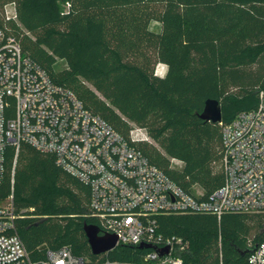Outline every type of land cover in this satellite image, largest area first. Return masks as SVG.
I'll list each match as a JSON object with an SVG mask.
<instances>
[{
    "label": "trees",
    "instance_id": "1",
    "mask_svg": "<svg viewBox=\"0 0 264 264\" xmlns=\"http://www.w3.org/2000/svg\"><path fill=\"white\" fill-rule=\"evenodd\" d=\"M10 3L15 18L6 17ZM0 27L182 189L209 194L223 183L222 125L255 108L264 91V0H0ZM208 98L218 100L220 122L199 117ZM133 125L152 141L130 140ZM10 194L34 260L67 246L90 262L139 264L150 250L119 243L93 254L84 225L106 231L90 210L89 186L29 144L16 156L5 149L0 201ZM156 221L162 237L186 241L183 264H247L248 249L264 239V212L162 213Z\"/></svg>",
    "mask_w": 264,
    "mask_h": 264
},
{
    "label": "built area",
    "instance_id": "2",
    "mask_svg": "<svg viewBox=\"0 0 264 264\" xmlns=\"http://www.w3.org/2000/svg\"><path fill=\"white\" fill-rule=\"evenodd\" d=\"M5 14L16 17L15 9ZM221 134L223 183L209 194L199 188L189 193L84 107L73 91L53 83L0 27V183L7 146L15 156L22 144L53 154L61 168L89 186L90 210L106 232L115 234L116 245L145 242L168 248L162 256L150 248L139 264H183L187 243L179 236L162 237L158 214L264 212L263 90L257 106L223 124ZM129 138L150 139L136 125ZM17 217L10 194L0 201V264H111L90 262L67 246L48 249L43 259L34 260L17 232ZM247 264H264V239L249 253Z\"/></svg>",
    "mask_w": 264,
    "mask_h": 264
},
{
    "label": "water",
    "instance_id": "3",
    "mask_svg": "<svg viewBox=\"0 0 264 264\" xmlns=\"http://www.w3.org/2000/svg\"><path fill=\"white\" fill-rule=\"evenodd\" d=\"M199 117L203 120L211 122H220L221 121V107L218 100L213 98H208L204 102L202 111L199 113ZM84 230L93 254H100L102 252L113 249L116 246L117 238L115 234L111 232H101L100 228L95 224H86L84 225ZM139 246L145 248H152L158 252L160 256L167 253L168 248L165 247L161 250L157 248L156 245L152 243H139ZM256 245L248 249L249 252H252L255 249Z\"/></svg>",
    "mask_w": 264,
    "mask_h": 264
},
{
    "label": "rangeland",
    "instance_id": "4",
    "mask_svg": "<svg viewBox=\"0 0 264 264\" xmlns=\"http://www.w3.org/2000/svg\"><path fill=\"white\" fill-rule=\"evenodd\" d=\"M14 5L13 4H7L5 6V9H6V13L7 15H12L14 13V9H13ZM149 28L153 31H159L160 30V23L158 21H155V20H152L150 23H149ZM65 64V61L64 60H59L57 61L55 64H54V68L55 69H60L61 67H63ZM166 71V65L164 63H157L156 66H155V73L158 74V75H164ZM148 141H152L151 138L148 140ZM172 164L173 165H176V166H180V162H177V161H172Z\"/></svg>",
    "mask_w": 264,
    "mask_h": 264
}]
</instances>
